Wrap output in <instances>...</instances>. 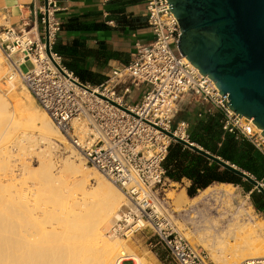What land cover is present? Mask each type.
Listing matches in <instances>:
<instances>
[{
	"label": "built area",
	"instance_id": "built-area-1",
	"mask_svg": "<svg viewBox=\"0 0 264 264\" xmlns=\"http://www.w3.org/2000/svg\"><path fill=\"white\" fill-rule=\"evenodd\" d=\"M143 5L151 41L146 45L136 42L130 61L114 69L99 85L81 83L53 50L60 30L54 0H35L38 28L1 29L0 52L9 63L10 73L21 80L85 164L126 198L107 235L126 241L148 231L174 264H211L207 253L183 236L159 201L157 190L165 179L162 164L173 142L162 131L189 141V123L172 124L179 104L189 98L205 105L197 117L217 112L224 133L242 136L263 156L264 137L251 119L238 118L229 110L226 96L178 54L180 31L168 3L143 0ZM142 86L147 90L140 101L127 103L132 90L139 91ZM259 183L263 186L262 181ZM126 262L135 264L133 260L118 263ZM241 264H264V259Z\"/></svg>",
	"mask_w": 264,
	"mask_h": 264
},
{
	"label": "bare ground",
	"instance_id": "bare-ground-1",
	"mask_svg": "<svg viewBox=\"0 0 264 264\" xmlns=\"http://www.w3.org/2000/svg\"><path fill=\"white\" fill-rule=\"evenodd\" d=\"M8 78L11 79L8 87L15 90L17 76L10 73ZM18 122L31 132L27 133V138L24 134L22 140L33 139L46 149L58 150L62 146L61 149L68 153L63 170L68 172L71 181L65 183L63 191L54 185L53 165H46L37 172L27 169L25 176L40 183L33 193L34 203H44L48 207L37 215L26 198L25 189L14 180L7 149L0 147V172L5 173L6 181L0 178V264H119L125 260L144 264L127 246L119 249L118 240L104 234L117 218V211L127 203L120 189L84 166L82 158L34 103L29 92L15 91L11 98L0 94V144L9 138L12 126ZM90 177L96 183L94 190L86 185ZM231 186L219 183V188L212 192L207 187L190 205L206 201L208 195L228 203L232 197ZM186 199L181 191L174 203L179 208L184 207ZM216 212L220 218L207 220L199 236L202 247L213 259L224 264L264 259V222L254 218L249 221L227 210ZM223 249L227 253L221 256Z\"/></svg>",
	"mask_w": 264,
	"mask_h": 264
},
{
	"label": "water",
	"instance_id": "water-1",
	"mask_svg": "<svg viewBox=\"0 0 264 264\" xmlns=\"http://www.w3.org/2000/svg\"><path fill=\"white\" fill-rule=\"evenodd\" d=\"M179 26L176 50L226 96L237 117L251 119L264 137V0H165ZM48 54V42L45 41ZM173 142L215 163L255 188L264 187L249 173L162 131Z\"/></svg>",
	"mask_w": 264,
	"mask_h": 264
},
{
	"label": "rangeland",
	"instance_id": "rangeland-1",
	"mask_svg": "<svg viewBox=\"0 0 264 264\" xmlns=\"http://www.w3.org/2000/svg\"><path fill=\"white\" fill-rule=\"evenodd\" d=\"M3 24L4 21L0 20V26H2ZM0 62V94L3 96L5 94L6 96L11 98L15 91H27L18 77L16 89L11 90L8 87L9 85L7 77L10 73V66L1 52ZM26 67L30 68L29 62L26 63ZM141 88L139 91L132 90V92L127 96V101L129 103L135 104L140 101V96L142 95V93H144ZM188 101L189 100H185L180 103L178 112L172 120V124H175L176 122L180 121L181 115L186 112V109L188 107ZM34 103L37 105L35 101ZM12 128L13 130L12 132H10L9 138L5 139L0 144V147H5L7 149V161H9L10 165L13 166V177L15 182H17V184L22 185V187L25 189L24 192L26 194V198L29 200L30 204L32 205V208L37 213V215H40L42 212L48 209L47 205L44 203H34L33 193H35L36 190L39 188L40 183L37 181H33L27 175L25 176V172L27 171V169H33L35 172H37L46 165H53L52 170L55 174L56 181L54 182V185L58 186L64 191L65 183H67V181H71L68 172L63 170V163L65 161L66 156H68V153L64 152L61 149V145L59 146L58 150L48 148L46 149L40 142L34 141L33 139L25 140L24 138L22 140L21 137L24 134V136L27 138V133L28 135H30L31 132L30 130L26 129L25 126H23V124L20 122L14 124ZM65 141L69 144V146H71L66 139ZM71 148L75 151V153H78L72 146ZM78 155L80 158H82L79 153ZM81 161L84 166L90 168L93 171H96L95 169L91 168V166L86 165L83 158L81 159ZM4 174V172H0V178L2 181H5ZM262 184L264 187V183ZM86 185L87 187H91V190H94L96 188V183L93 177L89 178ZM188 185L189 181L187 179L183 178L179 182H172L165 177L162 187H159L157 190L159 201L165 211L171 217H173V219L177 223L178 229L183 234V236L193 246L199 247L207 253L211 264H224L223 262H220V260L217 261L213 259L210 252L202 247V243L199 239V236L202 235L204 229L206 228V221L211 220V218H220L216 211L222 209L223 211L227 210L229 211V213H234V215L241 214L244 219L249 221L251 218H254L256 221L264 222V209L258 210L254 206L251 195V193H254L255 198H261L260 194H257L255 188H252L250 192H246L241 186L232 185L230 187L232 191V197L229 199L230 201L228 203L222 202L223 199H214L213 196L210 198L208 195L206 201H199L193 205H190L191 202L195 201L197 197L200 196L201 191H198L194 197L189 198L186 194V188ZM218 188V183H214L209 186V190H211V192ZM181 191L185 193L187 199L183 202L184 207L179 208L174 203V198ZM71 194H74V190H72ZM90 197L91 195L87 196V199H89ZM57 213H60V211L58 210ZM193 215H195L196 218L191 219L190 217ZM112 224L113 223L109 225V228ZM222 226H225V223H223ZM108 230L104 232L105 236H108ZM117 240L119 242V249L122 250L123 245L127 246L133 253L143 259L144 264H174L168 256L167 252L164 251L162 246L158 243L157 239L153 237L148 231L136 233L131 238H128L126 241L121 239ZM226 253L227 251L223 249V253H221L220 255H226ZM125 264H130V262H126Z\"/></svg>",
	"mask_w": 264,
	"mask_h": 264
},
{
	"label": "crops",
	"instance_id": "crops-1",
	"mask_svg": "<svg viewBox=\"0 0 264 264\" xmlns=\"http://www.w3.org/2000/svg\"><path fill=\"white\" fill-rule=\"evenodd\" d=\"M54 1L60 30L53 50L74 75L89 72L100 81L89 85L101 84L114 69L127 64L136 42L146 45L152 39L143 0ZM34 6L35 0H0V20L4 21L0 28H38ZM141 89L147 90L144 86ZM185 100L189 98L182 102ZM187 106V111L193 108L195 113L205 109L197 102L188 101Z\"/></svg>",
	"mask_w": 264,
	"mask_h": 264
},
{
	"label": "trees",
	"instance_id": "trees-1",
	"mask_svg": "<svg viewBox=\"0 0 264 264\" xmlns=\"http://www.w3.org/2000/svg\"><path fill=\"white\" fill-rule=\"evenodd\" d=\"M74 76L83 84L100 82L96 76L89 72L77 73ZM198 113H195V109L192 108L191 111L186 110L180 117V121L189 123V141L264 183V156L242 136L235 137L224 133L217 112L204 113L200 118L197 117ZM201 113L203 112L201 111ZM162 165L165 177L170 181L179 182L183 178L189 181L186 188L189 198L214 183L241 186L246 192H250L252 189L250 184L242 181L239 177L175 142L169 145L167 156ZM251 195L254 206L258 210H263L262 196L255 198L254 193Z\"/></svg>",
	"mask_w": 264,
	"mask_h": 264
}]
</instances>
